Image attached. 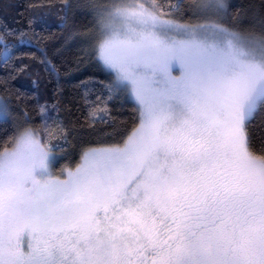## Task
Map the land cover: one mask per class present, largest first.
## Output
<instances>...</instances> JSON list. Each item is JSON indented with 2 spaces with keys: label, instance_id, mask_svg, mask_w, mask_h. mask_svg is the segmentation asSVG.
Instances as JSON below:
<instances>
[{
  "label": "snow or ice",
  "instance_id": "obj_1",
  "mask_svg": "<svg viewBox=\"0 0 264 264\" xmlns=\"http://www.w3.org/2000/svg\"><path fill=\"white\" fill-rule=\"evenodd\" d=\"M25 13L0 11V264H264V0Z\"/></svg>",
  "mask_w": 264,
  "mask_h": 264
},
{
  "label": "trees",
  "instance_id": "obj_2",
  "mask_svg": "<svg viewBox=\"0 0 264 264\" xmlns=\"http://www.w3.org/2000/svg\"><path fill=\"white\" fill-rule=\"evenodd\" d=\"M41 2L42 0H2L3 7L0 8V11H2V14L7 17L8 23L11 24L13 28H21L27 22V13H25V6L28 3H36L39 5ZM43 2L50 3L51 0H43ZM231 2L236 4H246L248 3V0H231ZM259 2L260 0H256L257 4H259ZM9 5H15V7H11ZM61 25L62 21L60 17L51 16L48 18V22L44 26L43 31L37 28V31H40L41 35L44 37L43 41L40 44V47H46L51 44H59L61 42L62 38L66 35L65 29ZM72 51L74 52L76 51V49H73ZM91 71L93 70L86 67L79 72H75L71 77L68 78L69 82L63 86L66 92L65 99H71L73 86L78 82L79 79L86 77ZM42 76L43 74H41V77ZM32 80H36L35 75L31 78L25 77L20 81L15 82V87L20 89L22 92H27L29 90L35 91V87L31 83ZM39 83L40 81H37V84ZM55 87L56 85L54 83L45 82V86L41 89V91L43 92L44 99L46 101H50L52 99V93ZM132 111L133 110L131 107L114 109V112L118 115V118L124 121H127L131 118ZM78 114L81 116V118H83V116L85 115V113L83 112ZM261 118V115H258L256 118L257 122H259ZM69 151H72V149H69ZM64 163L72 166L73 161L71 159L61 161L57 165L58 168L61 166V164Z\"/></svg>",
  "mask_w": 264,
  "mask_h": 264
},
{
  "label": "rangeland",
  "instance_id": "obj_3",
  "mask_svg": "<svg viewBox=\"0 0 264 264\" xmlns=\"http://www.w3.org/2000/svg\"><path fill=\"white\" fill-rule=\"evenodd\" d=\"M174 75H178V73L174 72ZM57 169H58V166H57Z\"/></svg>",
  "mask_w": 264,
  "mask_h": 264
}]
</instances>
